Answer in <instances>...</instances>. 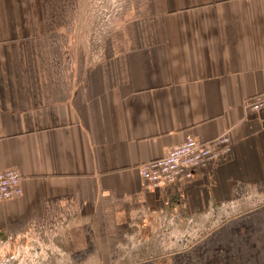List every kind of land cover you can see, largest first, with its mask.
<instances>
[{
    "label": "crops",
    "instance_id": "obj_1",
    "mask_svg": "<svg viewBox=\"0 0 264 264\" xmlns=\"http://www.w3.org/2000/svg\"><path fill=\"white\" fill-rule=\"evenodd\" d=\"M137 1L130 33L96 43L118 47L80 67L63 32L79 0H0V172L22 186L0 203V249L35 236L54 264H264V112L245 108L264 94V0ZM225 132L231 154L190 180H141Z\"/></svg>",
    "mask_w": 264,
    "mask_h": 264
},
{
    "label": "rangeland",
    "instance_id": "obj_2",
    "mask_svg": "<svg viewBox=\"0 0 264 264\" xmlns=\"http://www.w3.org/2000/svg\"><path fill=\"white\" fill-rule=\"evenodd\" d=\"M138 4L140 2H134V0H79L78 14L74 18L77 23L72 20L73 24L69 25L68 29L63 28V32L68 39L72 37L79 41L76 54L80 67L85 61L87 51L88 57L91 58L92 55L96 56L101 53V47L107 54L113 48L118 47L96 43L100 42L98 40L101 38L118 37L123 32L128 35L131 31L128 22L133 18L134 6ZM68 22L69 19H64V23ZM65 36L63 37L66 38ZM88 38H90L89 41H87ZM92 42L94 44H89ZM67 44L66 51L70 52L69 41ZM66 63L69 65L70 62L66 61ZM147 226L150 228V224ZM34 237L25 238L22 242L17 240L12 247L6 250L0 249V264H54L53 261L57 260L56 257L60 253L43 250L39 252L37 244L33 245L34 241L38 243L37 238ZM55 264H65V262Z\"/></svg>",
    "mask_w": 264,
    "mask_h": 264
},
{
    "label": "built area",
    "instance_id": "obj_3",
    "mask_svg": "<svg viewBox=\"0 0 264 264\" xmlns=\"http://www.w3.org/2000/svg\"><path fill=\"white\" fill-rule=\"evenodd\" d=\"M245 108L255 114L264 112V94L247 102ZM231 152L232 140L226 132L207 144H201L194 138L187 137L181 145L170 149L163 158L141 164L138 167V174L143 182L155 190L178 182H186L197 170L206 169L211 162H218L228 157ZM21 195L20 174L12 169L1 171L0 203ZM34 244L39 247V252L42 251L39 243L34 241Z\"/></svg>",
    "mask_w": 264,
    "mask_h": 264
}]
</instances>
